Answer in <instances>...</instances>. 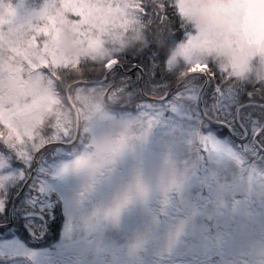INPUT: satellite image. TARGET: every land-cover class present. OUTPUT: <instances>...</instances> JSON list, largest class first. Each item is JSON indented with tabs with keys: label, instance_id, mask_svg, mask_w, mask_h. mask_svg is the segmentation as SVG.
Listing matches in <instances>:
<instances>
[{
	"label": "rangeland",
	"instance_id": "rangeland-1",
	"mask_svg": "<svg viewBox=\"0 0 264 264\" xmlns=\"http://www.w3.org/2000/svg\"><path fill=\"white\" fill-rule=\"evenodd\" d=\"M43 2L20 1L16 8L23 15L38 10ZM180 2L187 11V19L198 30L206 29L217 37L210 49L212 63L220 70L229 63L234 75L241 76L251 71L249 64L257 58L258 73L264 78V0ZM53 43L66 58L83 57L87 52L81 42L74 40L63 28L55 29ZM179 55L175 52L173 64ZM186 91L184 97L174 96L161 106L150 108L147 115L129 118H116L105 111L104 105L94 103L87 95H81L82 101L79 95L77 99L91 117L86 126L91 127L87 136L89 143L93 138L114 135L125 125L131 128L135 139L129 141L110 164L96 172L77 168V162L87 154V147L79 157L58 163L52 160L62 154L61 149L45 152L38 163L32 185V189L38 191L39 199L32 195L25 198V203L19 207L22 208L21 212L42 213L39 210L44 207L51 208L48 197L53 193L62 202L65 228L54 249L49 251L30 249L16 238L0 240V264H71L73 257L66 255V247H94L97 250L96 247L100 246L108 247L112 255L118 249L119 257L125 260V263L120 264H191L190 261H184L183 256L206 253V249L201 246L205 243L199 245L197 241L193 245L192 241H185L181 232H202L203 236L210 237L209 228L214 229L213 241L221 249L223 234L229 232L228 228L223 227V220L231 228L240 227L237 235L229 241L230 244L241 246L243 241L236 237H251L249 247L234 250L231 258L223 264H264V247L259 242L264 240V156H259L251 143H245L237 152L213 134L202 135V147L211 163L207 165L208 185L205 189H209L210 193L205 197L198 189L197 181L192 180L196 172L185 170L194 160H199L200 171H203L206 164L202 153L198 152L195 156L183 154L193 142L198 123L184 127L177 118L160 120L165 111L172 113L171 117L197 120L191 106L195 108L197 93ZM232 100L231 93L222 95V110L229 112ZM52 103L55 101L44 93L38 97L37 109L48 111ZM153 111L157 114L151 115ZM253 111L257 112L256 109ZM249 127L255 133L257 127L252 123ZM251 139L248 140L251 142ZM248 157L260 165L247 168L244 161ZM31 159L32 156L17 159L24 165L25 171H16L0 152V184L3 186L6 183L15 184L17 179L19 182L25 180L32 166ZM17 173L20 174L18 178ZM185 176H189V179L183 181ZM174 193L180 194L179 201L178 198L173 199ZM192 197L198 198V205H194ZM225 208L229 218L224 216ZM214 212L220 216L211 218ZM244 218L248 221L235 226ZM203 219L208 221L207 226L203 224ZM165 232L172 234L171 246H167L165 240L157 239ZM147 242H152V245L149 246L145 261L139 259L137 262V256L132 254L136 251L134 247ZM121 243L126 244L121 247ZM192 246L194 252H191ZM207 246L211 248L210 244ZM214 253L205 257H211ZM238 256H241L239 260ZM90 258H99V254L94 253ZM113 260H116L115 257ZM89 262L86 260L85 264ZM200 262L207 264L205 261ZM210 264L215 263L210 261Z\"/></svg>",
	"mask_w": 264,
	"mask_h": 264
},
{
	"label": "snow or ice",
	"instance_id": "snow-or-ice-1",
	"mask_svg": "<svg viewBox=\"0 0 264 264\" xmlns=\"http://www.w3.org/2000/svg\"><path fill=\"white\" fill-rule=\"evenodd\" d=\"M145 2L44 0L38 10L22 15L11 3L0 0V145L17 159L47 151L50 145L71 142L75 146L76 139L87 137L91 131L86 127L91 117L76 97L87 95L101 105L111 102V91L98 88L96 82L100 77L105 82L131 77L120 67L127 66L124 54L137 63L147 62L152 79L161 75L156 71L161 65L165 74H172L167 69L172 50L180 54L178 58L188 69L181 81L194 75L215 78L219 74L225 83L231 82L232 78L209 58L217 37L186 23L187 11L180 0H160L156 4L161 22L156 28L150 27L151 20L143 19L147 15ZM169 7L179 18V23L175 19L171 23L174 34L164 23ZM56 28H63L80 41L86 55L62 56L53 43ZM137 33L146 42L139 51L133 40ZM72 63H76V69L71 68ZM140 87L141 81L129 83L125 91ZM44 93L55 101L48 111L37 109L38 97ZM132 139L135 137L127 125L114 135L93 138L77 168L102 170Z\"/></svg>",
	"mask_w": 264,
	"mask_h": 264
},
{
	"label": "trees",
	"instance_id": "trees-1",
	"mask_svg": "<svg viewBox=\"0 0 264 264\" xmlns=\"http://www.w3.org/2000/svg\"><path fill=\"white\" fill-rule=\"evenodd\" d=\"M5 1L11 3L14 7H16V5L20 1L28 2V0H5ZM159 2L160 0H146L145 2L147 15H145L143 19L146 22L149 20L152 21V24L150 25L151 28H156L161 23L160 20L158 19L157 16L158 9L156 8V4ZM164 2L167 3L168 0H164ZM166 15L168 19L165 20L164 23L169 25L170 31L174 34V29L171 28V23L173 19H175L176 23H179V18L175 15V12L171 7H169L166 10ZM185 21L193 29L198 30L194 26V24L187 19V17H185ZM133 40L136 41L137 51H139L140 48H142L146 44V42L143 39V36L139 33L133 36ZM177 43H179V41H177ZM173 55H175V51L170 50L167 69L169 72L172 73L171 75L165 74L162 70V65H161L160 68H156V71H159L161 75L158 78L152 79L153 72L151 69L147 67V62L137 63V61L129 54L123 55V60L127 65L124 68L130 69L137 66L143 73L142 74L143 88L145 93L151 96L159 97L163 95L167 90H169L172 86H174L182 78V75L186 74L188 70L186 65L182 63L180 59H177L176 62L173 64L172 62ZM153 67H155V65H153ZM253 67L255 68V66ZM71 68L76 69L77 65L74 66L71 65ZM221 71L225 72L227 74V77L232 78L231 82L225 83L219 74H217L215 78L209 77L208 88L204 95L205 108L207 114L210 117H212V119L227 123L235 134L240 135L241 133L236 124L234 109H236L239 105L248 104V103H257L259 105L264 106V78H262L258 73V70L256 71L255 69L245 73L244 75L236 76L234 75L233 69L229 65V63H227L226 68ZM139 77H140V73L138 71H134L131 77H122L119 81H114L112 79H109L106 82L104 81L100 86H97L98 88H102L104 90H110L111 93L113 94V100L109 103H106V105L111 109L112 112H116L122 115H134L144 111V109L140 107L142 100L139 95V88H136L134 91H125V89L128 88V84L136 83L137 81H139ZM102 78L103 77H100L99 79H97V81L101 80ZM150 80L151 82H149ZM202 84H203V79L201 77H196V76L191 77L181 87H179L171 96H175L176 94L185 91L186 88H191V89L193 88L199 90ZM225 91H230L235 96L234 103L232 102L228 107L229 112H226L221 108V104H222L221 95L228 93ZM143 103H147L146 106H148L149 110L150 108H156L159 106L158 104L149 101L147 102L145 100H143ZM150 103H152L153 107L150 106ZM217 104H219L218 107H216ZM194 105L195 108H197V102H194ZM191 106L193 107L192 110L194 111L195 110L194 106L193 105ZM253 109H256L257 112L253 111ZM57 111H59V109H57ZM186 111L189 112L188 110ZM254 121L258 125L263 123L264 110L256 106H250L243 109L241 112L240 122L246 125L247 127L251 125V123ZM203 125L207 127L206 129H209L211 132H213L218 138L230 144L233 148L237 147V145L239 144L241 145V143H239L238 141H236L235 138H233V136L228 132L226 128L220 126H214L205 120L202 121V126ZM250 135L251 132L248 131V138H250ZM86 141L87 138L80 137L79 140L75 143V146L71 145L70 147L65 148V150L66 152L67 151L73 153L77 152L78 148L80 149V147L84 143H86ZM257 142L262 147H264V131L258 137ZM0 152L5 156L6 160L13 167V169H15L16 171H18L17 169L25 171L24 165L19 163L16 156L13 153L9 152L6 148H4L3 145H0ZM59 159L60 158L57 157L54 160H52V162L58 161ZM256 166L257 165L255 164L253 159H250V161L246 165L247 168H255ZM24 173L26 174V172ZM19 175L20 174L17 173L16 178H18ZM16 181L17 182L15 184L6 183V185L3 186L0 184L1 185L0 186V224H4L8 222V208L10 202L12 198L18 193L24 182V180L22 182H19L18 179ZM33 183H34V178L31 180L29 186L25 190L22 197L15 204L17 215H14V223L9 228H5V229L0 228V240H7L12 237L18 236L20 237V239L26 241L27 245L34 248L47 247L58 240L63 225L62 222L63 219L61 216V203L57 199L54 200V205L52 203L53 205L52 207L54 208L53 210L50 211L46 207H44L43 209L44 216H46L47 220H49L47 227L48 229L44 234L43 240L39 241V240L30 239L21 226L22 221L19 218L15 217L20 215L19 206L21 205V201L25 203L24 202L25 198L31 197L32 195L36 199H39L38 191H36L35 188L32 189ZM49 199L52 200V197H48V201H50ZM35 207L39 208L38 206ZM45 211H47L48 213H46ZM231 216L235 218L239 217L237 214H232ZM216 217L217 215L214 214L213 218ZM242 223L243 221L238 222L235 224V226L242 225ZM227 227L229 229L230 234L226 237V239L230 240L237 234L238 232L237 229L240 227L231 228V226L229 227L228 224Z\"/></svg>",
	"mask_w": 264,
	"mask_h": 264
},
{
	"label": "water",
	"instance_id": "water-1",
	"mask_svg": "<svg viewBox=\"0 0 264 264\" xmlns=\"http://www.w3.org/2000/svg\"><path fill=\"white\" fill-rule=\"evenodd\" d=\"M129 73H131V72H129ZM186 80H187V79H186ZM186 80H184V81H180L176 86H174L170 91H168L167 94H165L161 99H155V101L161 102V101L165 100V99H166V98H167V97H168V96H169L174 90L177 89V87H179L181 84H183ZM206 87H207V81H205V84H204V86H203V88H202V90H201V93H200V95H199V106H200V109H201V111H202L203 114H204V108H203V104H202V97H203V94H204V91H205ZM140 91H141L142 96H143L144 98H147V97H145V96L143 95L142 89H140ZM241 108H242V107H240V108L237 110V117H238V113H239V111H240ZM263 128H264V125H263L262 129H263ZM245 136H246V135H245V133H244V138H243V139H245ZM256 137H257V136H255V138H254L255 141H256ZM42 151H43V150H42ZM42 151H41V152H42ZM41 152L36 153V154L33 156V162H34L33 170H32V172H31V174L29 175L27 181L25 182L24 186H23L22 189L20 190L19 194H18V195L12 200V203H11L10 208H9V220H10V223H11V220H12V210H13V205H14L15 201H16V200L21 196V194L23 193V191H24L26 185L28 184V182H29V180H30L32 174L34 173V171H35V169H36V166H37L36 158H37V156H38ZM23 218H24V219H25V218H38V219H41V220H42V217H41L40 215H38V214H27V215H24ZM10 223H9V224H6L5 226H9ZM25 229L29 232V234H30L31 236H33V232L31 231V229H29L28 227H25Z\"/></svg>",
	"mask_w": 264,
	"mask_h": 264
}]
</instances>
